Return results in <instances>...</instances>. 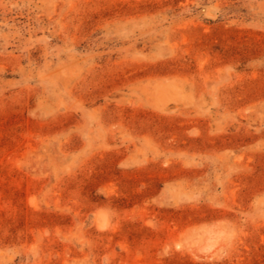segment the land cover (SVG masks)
Listing matches in <instances>:
<instances>
[{
  "label": "rangeland",
  "instance_id": "1",
  "mask_svg": "<svg viewBox=\"0 0 264 264\" xmlns=\"http://www.w3.org/2000/svg\"><path fill=\"white\" fill-rule=\"evenodd\" d=\"M0 264H264V0H0Z\"/></svg>",
  "mask_w": 264,
  "mask_h": 264
}]
</instances>
